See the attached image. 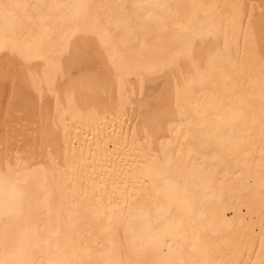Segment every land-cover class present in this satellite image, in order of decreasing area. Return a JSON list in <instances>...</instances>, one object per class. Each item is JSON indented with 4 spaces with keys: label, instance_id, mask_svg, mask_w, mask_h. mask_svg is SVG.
<instances>
[{
    "label": "bare ground",
    "instance_id": "1",
    "mask_svg": "<svg viewBox=\"0 0 264 264\" xmlns=\"http://www.w3.org/2000/svg\"><path fill=\"white\" fill-rule=\"evenodd\" d=\"M0 264H264V0H0Z\"/></svg>",
    "mask_w": 264,
    "mask_h": 264
}]
</instances>
